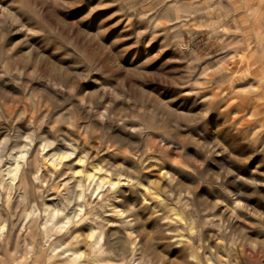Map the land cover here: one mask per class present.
I'll use <instances>...</instances> for the list:
<instances>
[{
	"label": "rangeland",
	"instance_id": "obj_1",
	"mask_svg": "<svg viewBox=\"0 0 264 264\" xmlns=\"http://www.w3.org/2000/svg\"><path fill=\"white\" fill-rule=\"evenodd\" d=\"M0 264H264V0H0Z\"/></svg>",
	"mask_w": 264,
	"mask_h": 264
},
{
	"label": "bare ground",
	"instance_id": "obj_2",
	"mask_svg": "<svg viewBox=\"0 0 264 264\" xmlns=\"http://www.w3.org/2000/svg\"><path fill=\"white\" fill-rule=\"evenodd\" d=\"M84 209V208H83ZM47 211L49 212V209H47ZM60 211V210H59ZM58 210H56V211H53V215L55 214V215H58V214H60L61 215V213L59 212ZM51 212V211H50ZM62 212V211H61ZM80 213V212H79ZM64 214V213H63ZM77 214V213H76ZM76 216V215H75ZM69 219H67V221H68ZM72 221V220H71ZM70 221V222H71ZM74 240H75V244H78V242H79V240H78V238L76 237V238H74ZM78 249H76V251H77ZM73 252H75V251H73ZM82 253V252H81ZM73 255H76L75 253H72ZM83 254V253H82ZM71 258V261H73L74 263H75V259L74 258H76V257H70ZM65 261V260H64Z\"/></svg>",
	"mask_w": 264,
	"mask_h": 264
}]
</instances>
